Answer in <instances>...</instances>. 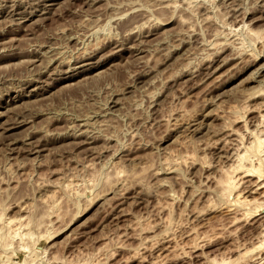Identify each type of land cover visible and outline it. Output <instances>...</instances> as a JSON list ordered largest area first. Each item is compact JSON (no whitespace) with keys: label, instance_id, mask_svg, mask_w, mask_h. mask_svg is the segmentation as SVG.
<instances>
[{"label":"rangeland","instance_id":"374dc122","mask_svg":"<svg viewBox=\"0 0 264 264\" xmlns=\"http://www.w3.org/2000/svg\"><path fill=\"white\" fill-rule=\"evenodd\" d=\"M260 116L264 0H0V264H264Z\"/></svg>","mask_w":264,"mask_h":264},{"label":"bare ground","instance_id":"6f19581e","mask_svg":"<svg viewBox=\"0 0 264 264\" xmlns=\"http://www.w3.org/2000/svg\"><path fill=\"white\" fill-rule=\"evenodd\" d=\"M45 1V0H44ZM46 1H48V2H51L52 3V1H54V0H46ZM45 5V4H44ZM44 5H42V6H44ZM47 5V7H48V9H50V7L49 6H52L53 7V5H49V4H46ZM45 5V6H46ZM46 7V8H47ZM43 8H45V7H43ZM29 20V19H28ZM79 62H82V61H78V62H76L75 64H77V63H79ZM86 67H87V65H83V66H80V67H78V69L79 70H82L81 72H84V71H87V70H89V69H91L90 68V66H88V69H86ZM92 68H95V67H92ZM75 70H77V69H74V71ZM215 71H217V70H214V72ZM78 74H80L79 73V71H78V73H75V74H73V76H77ZM69 78H72V76L71 77H69L68 76V79ZM252 96V95H251ZM248 97V96H247ZM253 97V96H252ZM115 102V101H114ZM243 102V101H242ZM113 103V102H112ZM260 119H261V124L264 122V116H260ZM260 125V124H259ZM195 125H193L192 127H194ZM191 127V126H190ZM257 127V126H256ZM9 128V127H8ZM261 128V127H260ZM264 128V127H263ZM250 135H251V142H249L248 143V145H246V146H243V145H241V147H242V149H243V151H244V153H245V155L247 156V157H249V159H251L250 157H252V159L254 158V160H252V161H250L249 159L246 161L247 163H245V165H242L241 163L243 162H241L240 160H241V158L242 157H239V162H241V163H239V162H237V163H235L232 167H230L231 168V170L228 172L227 171V174L225 175L224 174V179L222 180V182L220 183V185H219V187H220V189H219V191L218 192H220V195H221V197L223 198V200L225 199V201H227L226 203V205H228L227 207H228V209H230V210H232V209H236V211H238V213H239V211H241V212H244V211H246L247 210V208L248 207H250V206H252V209H254L255 207H253V204H255V205H257L256 204V202L254 203V202H252V200L251 201H249V200H247L246 198H244V196L242 197V195L238 192V190L236 191V189H237V183L235 182V181H237L239 178L240 179H242V178H247V177H254V179H255V182L254 183H251V184H254L253 186H252V189L250 190V192L252 193V194H256L257 195V193L256 192H260V191H262V192H260V193H258L259 195H261L262 197L264 196V166H263V163H262V156H264V129H263V132H260L258 135H254V133H252V132H250L249 133ZM232 136H233V134H232ZM243 137V136H242ZM245 138V137H244ZM236 142H237V140H235ZM239 141V140H238ZM241 141V140H240ZM241 147H239L238 149H241ZM237 150V149H236ZM36 153V152H35ZM235 154V153H234ZM243 154V153H242ZM247 157L245 158V159H247ZM244 158V157H243ZM264 158V157H263ZM236 160V159H235ZM233 162V161H232ZM264 162V161H263ZM169 163H171V161L169 162ZM244 164V163H243ZM169 165V164H168ZM167 165V166H168ZM166 166V167H167ZM169 167H170V165H169ZM168 167V168H169ZM172 167V166H171ZM227 170V169H226ZM225 172V171H224ZM237 179V180H235L234 181V179L235 178ZM251 179V178H250ZM246 182V181H245ZM244 184V183H243ZM246 193V192H245ZM219 195V196H220ZM264 204V203H263ZM220 205H222V204H220ZM254 205V206H255ZM260 207V205L258 204V208ZM256 209V208H255ZM260 209V208H259ZM258 209V210H259ZM229 210V211H230ZM250 210V209H249ZM257 210V211H258ZM261 210V209H260ZM253 211V210H252ZM252 211H251V213H252ZM255 211V210H254ZM257 211H255V212H257ZM249 212V211H248ZM254 213V212H253ZM250 214V213H249ZM247 216V215H246ZM245 216V217H246ZM244 217V216H243ZM244 217V218H245ZM0 222H1V219H0ZM2 224V225H1ZM0 224V226L2 227H4L7 231L8 230H10V231H12L11 230V228H14V227H16L17 228V226L19 225V226H21L22 225V221L21 220H19V219H8V220H2V223ZM24 225V224H23ZM262 225V224H261ZM259 226H260V224H259ZM2 227V228H3ZM261 227V226H260ZM258 228L257 229V232H256V236H258V238H262V236H263V233H264V227H261V228ZM25 228V227H24ZM15 229V228H14ZM20 230V229H19ZM256 230V229H255ZM18 231V230H17ZM6 232V231H5ZM32 232V231H31ZM22 233V232H21ZM18 234V233H17ZM31 233L30 232H25L23 235L24 236H29ZM3 235V234H2ZM6 235V234H5ZM33 235V234H32ZM16 236V235H15ZM6 237H8V236H6ZM5 237V238H6ZM20 237V236H19ZM30 237V236H29ZM12 238V237H11ZM15 238V237H14ZM25 238V237H24ZM258 238H257V240H258ZM1 240V239H0ZM4 240V239H3ZM26 240V239H25ZM28 240V239H27ZM263 240H264V238H263ZM5 241H6V239H5ZM8 241V240H7ZM24 241V240H23ZM260 241V240H259ZM26 242V241H25ZM261 243L260 244H258L259 246L258 247H255L256 249L255 250H260V249H262V247H263V243L264 242H262V241H260ZM2 243V242H1ZM32 243V242H31ZM8 244V243H7ZM252 244V243H251ZM2 245V244H1ZM5 246V245H4ZM25 246V245H24ZM23 246V247H24ZM26 246H27V244H26ZM30 246V245H29ZM254 246V245H253ZM257 246V245H256ZM2 247V246H1ZM4 248V247H3ZM6 248V247H5ZM27 248V247H26ZM249 250V249H248ZM252 251H253V249H252ZM257 251V252H258ZM256 252V251H255ZM252 253V252H251ZM247 254V253H246ZM254 254V253H253ZM244 255V254H243ZM252 255V254H251ZM259 255V254H258ZM249 256V255H248ZM255 256V255H254ZM251 258V257H250ZM254 259V258H253ZM252 259V260H253ZM250 260V259H249ZM244 261V260H243ZM248 261V260H247ZM255 261V260H254ZM264 261V260H263ZM211 262V264H218V263H216V262H212V261H210ZM209 262V263H210ZM250 263H253V264H263V262H262V260H261V258L259 259V260H257V262H250ZM220 264H224V263H221L220 262ZM245 264V263H244Z\"/></svg>","mask_w":264,"mask_h":264}]
</instances>
